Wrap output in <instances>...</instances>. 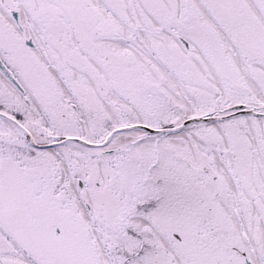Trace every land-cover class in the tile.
Listing matches in <instances>:
<instances>
[{
    "label": "snow or ice",
    "instance_id": "obj_1",
    "mask_svg": "<svg viewBox=\"0 0 264 264\" xmlns=\"http://www.w3.org/2000/svg\"><path fill=\"white\" fill-rule=\"evenodd\" d=\"M0 264H264V0H0Z\"/></svg>",
    "mask_w": 264,
    "mask_h": 264
}]
</instances>
